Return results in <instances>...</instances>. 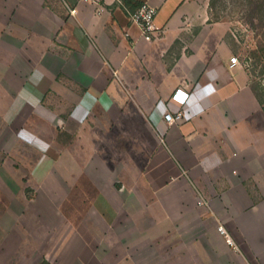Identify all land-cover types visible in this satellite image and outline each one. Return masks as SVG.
Segmentation results:
<instances>
[{
	"label": "crops",
	"instance_id": "obj_1",
	"mask_svg": "<svg viewBox=\"0 0 264 264\" xmlns=\"http://www.w3.org/2000/svg\"><path fill=\"white\" fill-rule=\"evenodd\" d=\"M143 3L151 40L131 18ZM228 30L210 0H0V141L32 188L68 174L51 264H264V103ZM15 172L0 168L12 193Z\"/></svg>",
	"mask_w": 264,
	"mask_h": 264
},
{
	"label": "rangeland",
	"instance_id": "obj_2",
	"mask_svg": "<svg viewBox=\"0 0 264 264\" xmlns=\"http://www.w3.org/2000/svg\"><path fill=\"white\" fill-rule=\"evenodd\" d=\"M210 7L213 20L229 24L225 38L233 56L249 72L251 84L264 98V0H210ZM24 154L15 143L0 141V168L5 166L15 170L12 177L25 185V189L18 188L12 193L0 180V230L4 233L0 245L8 251L0 254V262L51 264L70 232L69 222L65 219L70 208L60 205L62 198L70 192L68 174L62 175L64 171H60L63 177L57 179L58 182L49 177L43 189L32 188L30 175L24 172L29 170L30 162H21ZM51 186L58 189L53 190Z\"/></svg>",
	"mask_w": 264,
	"mask_h": 264
},
{
	"label": "built area",
	"instance_id": "obj_3",
	"mask_svg": "<svg viewBox=\"0 0 264 264\" xmlns=\"http://www.w3.org/2000/svg\"><path fill=\"white\" fill-rule=\"evenodd\" d=\"M93 3H97L101 0H88ZM107 1V0H102ZM118 3H121V0H114ZM73 12V11H72ZM155 16V7L143 3L141 4L134 13L131 14V18L138 23L140 29H141V35L146 40H151V38L156 37L157 33L156 30L153 27V18ZM230 62L232 64L238 63V59L235 56H231ZM185 88H176L172 95H171V101H173L177 106L178 109L175 111H170L169 109L166 110V112L163 115L164 120L169 123H179L185 118V110L183 109L186 105L187 99L189 97V92ZM217 230L220 232V234L223 236L225 242L234 247L232 239L229 237L228 233L224 229L223 226H218Z\"/></svg>",
	"mask_w": 264,
	"mask_h": 264
},
{
	"label": "trees",
	"instance_id": "obj_4",
	"mask_svg": "<svg viewBox=\"0 0 264 264\" xmlns=\"http://www.w3.org/2000/svg\"><path fill=\"white\" fill-rule=\"evenodd\" d=\"M250 87H251V90L253 91L255 97L257 98V100H258L261 104H263V103H264V98H262V95H261V93L257 90L256 86H255L254 84H251Z\"/></svg>",
	"mask_w": 264,
	"mask_h": 264
}]
</instances>
